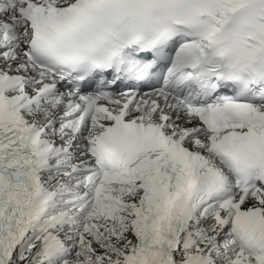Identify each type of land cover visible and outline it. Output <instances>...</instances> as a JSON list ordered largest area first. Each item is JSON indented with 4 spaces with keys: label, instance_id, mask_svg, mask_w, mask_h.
Instances as JSON below:
<instances>
[{
    "label": "snow or ice",
    "instance_id": "obj_1",
    "mask_svg": "<svg viewBox=\"0 0 264 264\" xmlns=\"http://www.w3.org/2000/svg\"><path fill=\"white\" fill-rule=\"evenodd\" d=\"M0 264H264V0H0Z\"/></svg>",
    "mask_w": 264,
    "mask_h": 264
}]
</instances>
